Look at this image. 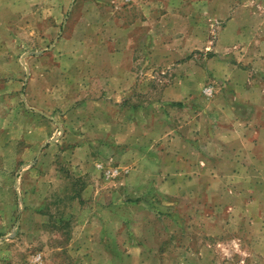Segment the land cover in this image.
Instances as JSON below:
<instances>
[{
	"label": "rangeland",
	"instance_id": "374dc122",
	"mask_svg": "<svg viewBox=\"0 0 264 264\" xmlns=\"http://www.w3.org/2000/svg\"><path fill=\"white\" fill-rule=\"evenodd\" d=\"M16 3L21 11L14 10ZM54 4L76 5L69 15L77 23L75 35L92 41L99 28L102 51L91 60L100 83L82 91L99 109L80 108L82 92L61 83L47 99L63 127L57 142L50 141L60 134L57 124L34 121L20 101L19 88L27 100L40 95L39 77L32 75L24 91L23 66L17 71L18 56L49 45L37 39L41 29L30 19L52 16ZM130 35L131 77L125 65ZM2 50L0 264H264V186H237L242 178L227 170L232 165L226 156L213 163L200 153L204 148L194 141L204 136L205 115L192 126L190 112L176 111L183 121L174 131L166 113L172 106L164 104V89L171 87L176 97L191 71L195 83L205 84L202 93L194 87L193 102L209 111L228 66L243 71L237 80L250 74L259 90L254 86V98L264 97V0H0ZM114 50L122 52L111 57ZM53 57L27 60L53 66L51 73L69 63ZM107 76L118 89H104ZM18 78L22 87L13 84ZM211 83L216 93L208 98ZM84 111L99 120L84 122L90 118ZM156 152H166L158 155L160 170L153 164ZM207 161L213 168H206ZM245 175L254 179L248 170ZM205 176L206 189L195 186L194 179ZM261 178L260 185L264 170Z\"/></svg>",
	"mask_w": 264,
	"mask_h": 264
},
{
	"label": "crops",
	"instance_id": "0c3cea01",
	"mask_svg": "<svg viewBox=\"0 0 264 264\" xmlns=\"http://www.w3.org/2000/svg\"><path fill=\"white\" fill-rule=\"evenodd\" d=\"M113 4L118 5L122 4L119 2H114ZM15 8L14 10L21 11V5L17 8V3L14 4ZM76 5L71 4L70 7H66V4L62 5H55L54 4V10L52 12V16H42L41 18L39 16H34V18L30 19V25L35 27H40L41 31L39 34H37V39H41V41L44 44H49L47 47L42 48L37 51H26L23 52L20 56H18V68L17 71L20 72V65L24 68V78L22 80L23 83V89L25 91V88L27 84H29V80L32 78V75H36L39 77L41 86L39 87L40 92L36 99H30L27 100L25 93H21L20 90V101L22 100L24 103V113L30 114L31 118L35 120L36 118H43L45 120H49L50 122H55L59 128L60 134L57 136L50 137L51 140L54 142H57L60 138L61 133H63V127L61 125L60 120H57L53 118L51 115L52 108L50 105V102L47 100L48 98H51L53 96L54 92V85L57 83L66 84L67 89L69 90H77L78 92H82L85 89L90 90V92L94 91L92 90L94 88L95 83H100V73L97 72L96 66H93L91 63V60L98 59V56L102 54L101 51V36L98 33L100 31L99 28L95 29V26H92L93 31V37L92 41L90 38L85 36L78 37L75 35L77 32V23L74 26L73 22L74 20L72 17H69V15L74 11V7ZM76 9V8H75ZM65 12L63 13V11ZM16 18V17H15ZM20 23V15H18V19H16ZM79 21V20H78ZM77 21V22H78ZM34 24V25H33ZM74 26L73 30L72 27ZM81 39V40H80ZM118 41V40H117ZM87 42V44H86ZM91 42V43H90ZM3 43V42H1ZM69 43L70 45L74 46V48L69 47L71 49L65 50V44ZM133 40L132 35H130L129 40V54L130 58L128 62H126V67H129L128 75L131 77V66H132V52H133ZM122 50H114L109 53L111 57H114L112 55H115L116 53L121 54ZM47 55L48 57L56 58L58 60L69 58V63L66 66H63L61 63L59 66V70L55 71L53 73V66L50 65H42V66H33L30 64V60L28 62L27 58L33 59V57L43 56ZM5 54L4 51H0V74L4 73V68L1 64V62L4 60ZM117 57V56H116ZM90 66H93V69L90 71ZM67 67V68H65ZM34 69V71H33ZM228 72L226 75L222 77L221 84V90L219 94L217 95V99L213 103L210 104L209 111L206 110L207 106L201 110L198 108L197 102H193L194 98L192 94V91L194 90V87L196 91L203 92L205 87V84H197L195 83V80L192 79V74L194 72H188L189 77L186 78L188 81L183 84V86H180L181 89L176 87V97L173 96V92L171 87H166L164 92L166 93V102L164 101L165 106L171 105L173 110H169L166 113L169 115L167 118H171L172 121H174V126L172 127V130L176 131V122H182L183 119H179V116L177 114L176 119V111L179 113L182 108L190 112V124L192 126H195L198 122L199 115L207 116L209 121L207 123H210L211 126L207 127L205 126V121H207V118L204 116L203 118V124L204 129L203 132L204 136L200 138V142L194 141V143L198 146L201 145L202 149L204 148L203 152L204 155L210 156L209 158L211 162L215 163L218 162V157H227L226 161H229L232 167H229L227 170L232 173V175L237 179H241L236 183V185H241L242 187L246 186L249 187H256V186H264V184L260 185L261 181V173L264 170V158L262 159L261 155L264 154V97L261 100H256L254 97L253 91H255L254 86H257L254 84L255 82L251 79L250 74H247L245 76V79L243 81L237 80L235 76L243 75V71L241 70H235L232 66H228L227 68ZM120 71H124V78L126 79L127 71L125 69L120 68ZM33 71V72H32ZM51 71V72H50ZM110 71V70H109ZM14 74V72H13ZM15 75V74H14ZM52 75V83L51 85L48 84L49 79ZM183 78V77H182ZM111 78L107 76L106 82L102 83V86L106 91H113L118 89V87H114L113 82H109ZM212 81V78L210 79ZM74 81H77V87H74ZM178 83H181V80L179 79L177 81ZM18 83V84H17ZM13 84L18 85L22 87L21 85V78H18L17 81H13ZM71 86L69 87V85ZM87 85V88L85 86ZM131 85V83L127 86L124 84V88L127 90L128 87ZM197 85L201 87V90H197ZM93 88H92V87ZM210 87L213 95L207 96L208 98H211L214 96V93H216V89L214 87V84H208ZM79 89V90H78ZM95 89V88H94ZM98 89V88H96ZM186 89V93L184 94V90ZM234 89V91H233ZM5 90V84L0 83V95L2 96L3 91ZM92 90V91H91ZM177 90H181L180 92H177ZM237 91L238 93H235ZM90 92H82L80 95V105L79 107L83 110L88 107V105H91L93 107H96L99 109V104H93L92 101L89 102V98H92L93 95H90ZM256 92H259L258 86L256 88ZM181 95V96H180ZM190 95V98L187 96ZM205 97L206 95L203 94ZM76 99L78 98L77 95ZM206 97V98H207ZM69 100H73V98H70ZM97 102V101H94ZM223 114H226L223 115ZM84 117L90 116V118H84V122L89 121H95L98 119V116H94L93 119L92 114L87 113L84 111L82 113ZM99 120V119H98ZM129 120V119H128ZM127 120V121H128ZM131 120V119H130ZM220 125V132L213 133V128L217 125V123ZM171 130H169L170 133ZM201 132V134H203ZM208 133V134H206ZM179 134V133H178ZM167 135V134H166ZM213 143V144H209ZM47 145V142L42 144L39 148V155L41 152L42 147H45ZM181 151L176 150V155L180 154ZM173 155L172 157L174 156ZM162 154V152H156V162H153L154 166L157 168V170H160V165L158 163V155ZM163 156L166 155V152L162 154ZM243 156L242 161L239 162V159ZM247 156V157H245ZM182 159V158H178ZM101 162V161H100ZM175 162V161H174ZM152 163V162H151ZM164 168L166 169L165 162ZM101 165H103L101 163ZM152 165V164H149ZM205 165V163L203 164ZM212 164L207 161L206 162V168H213L211 166ZM241 165V166H240ZM234 166V167H233ZM240 166V167H239ZM179 169H182V165L178 166ZM205 168V169H206ZM127 171L128 168H125ZM247 170L253 175L252 179L248 178V180H245V172ZM197 173H199V170H197ZM201 177V176H200ZM205 180L202 182L201 178L194 179L195 186L199 187L202 186L206 189V187L209 185V176H205ZM245 180V181H244ZM193 188V187H192ZM204 191V190H202ZM243 195L248 196V200L250 197H253L252 199H256V195L252 192L244 191ZM175 196V195H174ZM249 202V201H248ZM248 204V203H247ZM207 215V214H206Z\"/></svg>",
	"mask_w": 264,
	"mask_h": 264
}]
</instances>
